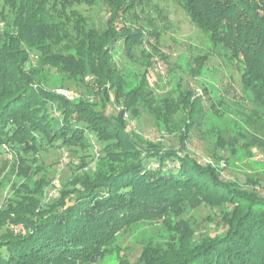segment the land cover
Listing matches in <instances>:
<instances>
[{"label":"trees","instance_id":"trees-1","mask_svg":"<svg viewBox=\"0 0 264 264\" xmlns=\"http://www.w3.org/2000/svg\"><path fill=\"white\" fill-rule=\"evenodd\" d=\"M102 1L111 15L100 29L76 7L98 0H3L0 189L10 178L11 192L0 204V264H94L118 250L124 231L153 220H162L178 244L147 243L135 264H264V194L225 179L218 167L189 153L190 131L209 117L203 97L192 89L158 96L146 71L121 69L114 45L123 42L130 56L141 47V62L148 65L153 53L144 47L146 37L158 40L160 28L151 17L140 23V0ZM179 1L240 70L242 97L252 109L246 123L264 125V0ZM208 56L195 57L193 72ZM52 70L79 84L91 75L100 100L113 96L120 111L110 115L104 103L52 89ZM141 108L162 131L178 136V147L128 128L125 113L137 116ZM237 133L233 153L236 137L242 147L264 150V137ZM90 134L101 143L99 155L76 164L57 196L47 199L53 179L41 152L90 147ZM217 144L224 146L223 135ZM203 203L220 210L224 230L214 236L197 235L184 217ZM120 264L131 263L123 258Z\"/></svg>","mask_w":264,"mask_h":264},{"label":"rangeland","instance_id":"rangeland-1","mask_svg":"<svg viewBox=\"0 0 264 264\" xmlns=\"http://www.w3.org/2000/svg\"><path fill=\"white\" fill-rule=\"evenodd\" d=\"M2 5L3 0H0V10ZM76 7L88 18L89 24L100 29L107 25L111 15L102 0H98L93 6L80 4ZM138 12L141 16L140 23L145 24L147 18L151 17L160 28V38L155 40L148 36L146 40L150 43L144 45L153 53V61L148 65L142 64L141 47L135 49L134 56H130L123 42L119 41L114 45V62L129 72L146 71L149 84L158 96L172 93L177 97L176 93L188 89L201 95L209 117H206L201 126L190 131L187 140L189 153L199 161L218 167L225 179L235 180L244 189L257 190L264 194V150L256 144L242 147L243 141L238 137V147L234 153L230 145L239 131L246 132L249 136L264 137V125L258 124L254 127L246 123L252 109L250 102L242 97L240 70L226 59L225 49L221 45L215 47L208 34L192 22L179 0H140ZM159 14L162 17H158ZM121 24L122 21L119 25ZM203 54L209 56L199 68L200 72L196 74L192 69L195 67L198 70L195 57ZM31 59L32 63H36L35 52L31 53ZM92 78L91 75L87 76L84 84H79L67 81L61 74L52 70L48 82L52 89L70 99L85 98L98 105L104 103L108 114L117 115L121 104L113 96L107 102L101 101L94 91ZM213 105L222 111L221 116L213 112ZM125 117L128 128L143 137L163 141L166 145L179 146L178 136L162 131L153 115L146 109L141 108L137 116L126 112ZM176 120H179V115ZM219 135L225 137L224 146L217 144ZM89 136L92 143L90 147L76 150L66 147L51 148L41 152V163L48 169V176L53 179L52 185L47 188V199L57 196L60 183L72 177L76 164L89 160L101 150V143L91 134ZM8 156L9 154H6V157ZM150 164L156 166L154 163ZM93 165L91 162L89 167ZM10 184V178L4 181L0 189V204H3L6 196L10 194ZM184 217L190 219L197 228V235L214 236L224 230L218 207L203 203L184 214ZM156 241L165 246L169 243L178 244V240L174 239L173 233L162 220L143 221L120 234L118 250L94 264H120L123 258L135 264L143 247Z\"/></svg>","mask_w":264,"mask_h":264},{"label":"built area","instance_id":"built-area-1","mask_svg":"<svg viewBox=\"0 0 264 264\" xmlns=\"http://www.w3.org/2000/svg\"><path fill=\"white\" fill-rule=\"evenodd\" d=\"M96 154L99 155V151H97Z\"/></svg>","mask_w":264,"mask_h":264}]
</instances>
